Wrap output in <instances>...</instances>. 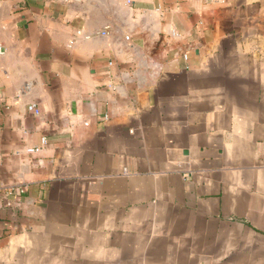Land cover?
I'll return each instance as SVG.
<instances>
[{
	"label": "crops",
	"instance_id": "crops-1",
	"mask_svg": "<svg viewBox=\"0 0 264 264\" xmlns=\"http://www.w3.org/2000/svg\"><path fill=\"white\" fill-rule=\"evenodd\" d=\"M0 264H264V0H0Z\"/></svg>",
	"mask_w": 264,
	"mask_h": 264
},
{
	"label": "built area",
	"instance_id": "built-area-1",
	"mask_svg": "<svg viewBox=\"0 0 264 264\" xmlns=\"http://www.w3.org/2000/svg\"><path fill=\"white\" fill-rule=\"evenodd\" d=\"M27 110L32 115H35V116L39 115V110L35 105H29L27 107ZM44 144H45V139L42 138L41 139V145H44ZM40 149H41V147H32V148L28 149L27 152L30 154H36L40 151Z\"/></svg>",
	"mask_w": 264,
	"mask_h": 264
}]
</instances>
